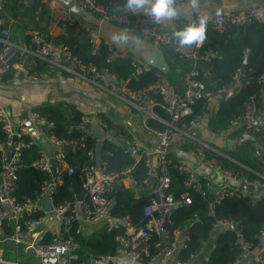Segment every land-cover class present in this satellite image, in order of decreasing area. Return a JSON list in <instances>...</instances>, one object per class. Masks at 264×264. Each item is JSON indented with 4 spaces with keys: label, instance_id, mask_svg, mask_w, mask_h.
Returning a JSON list of instances; mask_svg holds the SVG:
<instances>
[{
    "label": "built area",
    "instance_id": "1",
    "mask_svg": "<svg viewBox=\"0 0 264 264\" xmlns=\"http://www.w3.org/2000/svg\"><path fill=\"white\" fill-rule=\"evenodd\" d=\"M73 3L81 10L95 14L101 21L111 22L122 26H136L138 17L130 12L115 11L117 7L122 8L125 0H72ZM264 5V0H260ZM183 4L186 0H181ZM2 4L0 3V12ZM219 11V15L217 12ZM209 17L207 27H211L217 31H223L229 25L243 26L262 21V17L256 8H246L241 11L218 10ZM188 21L194 16V12L189 8L186 12ZM187 23L182 20L173 22L176 28H181ZM82 31L88 37L91 43V53H94L100 42L93 36V31L86 25L79 24ZM141 36L151 40L158 47H166L178 58L197 62H205L209 64L213 53L209 50H202L201 45H193L191 47H178L174 40L171 39L172 28H162L156 24H147L137 27ZM2 33L7 31L2 29ZM32 42L35 43V49L31 51L32 58H41L46 62V73H30V80L51 74L56 69H63L66 72L82 76L86 80L104 86L107 91L126 99L131 97L137 102H140L142 95L154 92L160 100L157 105L160 106L168 114V120L165 127L157 130L149 127L145 122L143 126L150 130L155 137V144L150 148H140L132 141L126 140L119 129L114 124H108L101 118L98 119V125L103 132L104 140L106 137L113 138L125 145V150L129 151L135 160L141 156L145 160L146 171L148 175L154 174V185L148 202L142 208L144 223L135 225L131 222L128 216L121 218L111 217L109 208L111 206V198L108 197L107 191L115 184H125L127 186L134 184V181L127 177H119L116 173L106 169L105 161H96L95 151L86 145L87 134H81L76 138H61L54 135H47V141L52 146V155L55 172L52 175L51 163L49 155L42 148L38 150V158L32 161V166L39 168L48 175V178L43 182L37 196L34 199H25L18 202L12 196V191L16 186L17 171L21 166L22 150L29 145L36 143L30 136L27 126L24 124L19 127H14L11 123L8 112L0 107V125L6 135V140L0 143L2 166L0 177L2 179V190L4 196L0 193V235L3 234V225L11 226L12 233L8 238L16 245L22 248V251L31 256L32 261L23 263L15 260H6L2 257V249L0 247V264H69V257L77 250L78 243L75 240V234L83 231L85 224H94L105 222L107 229H117L122 226L124 230L117 232L114 235L116 246L114 255L98 256L99 264H111L115 256L119 253H124L133 261H145L147 264H160L174 257L171 264H191L194 258L203 252H206L208 243L201 242L200 252L189 254L186 259H180L177 254L181 248L185 247L186 237L181 236V231L176 228H171V220L169 213L178 203L189 204L191 202L190 195L185 192L180 199H174L168 193L170 187L169 174V146L173 136L178 132L192 137V131L200 125L199 117L190 116L192 107L199 99H208L214 95L223 94L228 90L238 87L240 84V74L242 69H237L232 75L231 83L223 85L216 89H207L205 84L199 78L200 71L197 68L189 69L184 75V89L178 92L170 80L161 73H155V79L149 85L141 88L138 91H133L128 86L126 79L118 77L108 68L98 70L92 63H83L77 56L73 55L69 46L64 42H56L46 35L39 33L32 34ZM4 43L0 51V79L6 70L11 66L7 59L10 49L14 44L2 39ZM105 44V43H104ZM108 50L106 61L116 57V51L109 44H105ZM16 47V46H15ZM245 51L241 60V65L247 64ZM29 53V50L27 51ZM9 54V55H7ZM26 54L20 61L12 66L14 76L18 75L19 70L25 61ZM34 64V63H32ZM31 64V66H32ZM130 64L134 68L135 74H142L149 71V66L142 62L138 63L135 60H130ZM30 66V68H31ZM108 79V80H107ZM258 81L264 84V73L258 76ZM245 82V81H244ZM264 90V85L261 86L258 92L251 94L244 102V112L241 115V126L246 133H257L264 135V115L260 107L261 94ZM32 125L43 127L50 126L52 123L41 116L37 111H30L27 117ZM87 120L81 116V122L78 128L83 131L87 128ZM16 137L13 148L10 150V155L7 156L8 146L12 144V138ZM28 138L26 139V137ZM264 150V141L259 145ZM203 144L198 143L197 156L200 161L208 163L210 166L220 168L216 163L206 160L204 157ZM65 149L74 151H82L85 155V161L81 164H70L67 160ZM154 154L157 162V172H152L150 156ZM253 154L260 155V149L257 147ZM178 169L188 173L185 180V186L195 190L201 196H212L209 204V212L213 213V208L216 203L221 202L227 197L243 198L248 197L249 202L253 204L258 196L264 195V190L258 191L256 194L241 190L239 187L222 186L213 194L211 186L207 181L199 180L191 170L178 165ZM222 172L239 180L238 174L220 168ZM76 173L81 180V191H84L82 200L77 198L74 201H64L55 204L53 201V193L57 186L61 183L62 173ZM264 179V174L262 175ZM247 184L254 186L260 185L259 179ZM254 195V196H253ZM77 197V196H76ZM45 199H47L50 210H45ZM43 212L44 216L37 218H27L34 213ZM53 216L57 226L53 231L44 226L45 216ZM21 220V222H20ZM229 221H218L214 224V229L219 226L230 225ZM47 232L53 235L49 241H44ZM257 243L253 245L245 238L237 233V243L240 252L238 256L230 263L226 264H241L244 260H250L253 264H264V224L256 234ZM95 258L89 261L96 262ZM93 264V263H92Z\"/></svg>",
    "mask_w": 264,
    "mask_h": 264
},
{
    "label": "trees",
    "instance_id": "2",
    "mask_svg": "<svg viewBox=\"0 0 264 264\" xmlns=\"http://www.w3.org/2000/svg\"><path fill=\"white\" fill-rule=\"evenodd\" d=\"M38 5V0L30 2L26 6L23 5V0H11L3 4V9H9L12 17L26 15L31 20H35V11L38 9ZM20 7L22 11H19ZM5 27L6 25L0 27V51L4 46L2 39H6L4 36L6 33H1V30ZM63 28V33L52 39L56 42L66 43L72 54L77 56L83 63H92L98 70L108 68L118 77L128 80V86L133 90L141 89L154 81L155 71L149 70L139 75L135 74L128 58L116 56L107 62L108 50L103 42H100L97 50L91 53V43L77 22H64ZM24 29H27V26ZM18 30H20L18 26L14 28V31ZM42 30L39 34H46L45 29ZM32 34L21 33L26 47L31 44ZM201 49L209 50L214 54L209 62L212 74L205 72L204 69L199 70V78L207 89H216L227 85L231 83L232 75L237 69L245 70V82L231 89L232 94L230 93L221 101L218 111L209 120V127L213 130H225L229 127L233 118L243 114L244 102L248 96L258 92L261 86L264 85L258 81V76L264 73V21L243 26L229 25L223 31L207 27L206 40L201 44ZM245 51H248L246 55L247 64L242 66L241 60ZM24 54L19 47H15L10 52L7 61L11 66L2 75L1 81H10L15 77V69L12 65L20 61ZM33 63L29 69L30 73H46V62L43 59L34 58ZM154 99L156 101L160 100L157 94ZM204 101L205 99L197 100L192 107V113L188 117L199 114ZM156 108H158L162 117L167 120L168 114L165 110L159 106ZM35 111L52 123L50 126L41 128L46 136L76 138L84 134V131L78 128L82 115L76 109L56 103L37 107ZM103 120L109 125L111 124L109 120ZM146 124L157 130L165 127L164 124L152 119L147 120ZM88 125V122H86V126ZM119 132L121 135H125V138L130 139L121 130ZM250 135V140L243 141L228 151L227 154L232 157V160L206 147H203V151L206 160L218 164L220 168L238 174L241 180L250 182L259 179L261 185L254 186L253 189L258 193L261 186L264 188L262 177L264 174V150L259 146L264 141V135H258L257 133H250ZM5 140L6 135L0 125V143ZM96 143L94 137L91 135L86 136L87 147L95 151ZM40 146V142H36L22 150L21 166L17 171L16 186L12 191V196L18 202L25 199H34L41 185L48 178L45 172L31 164L34 159L38 158ZM257 147L260 149V155L253 154ZM65 153L70 164H81L86 159L82 151L66 149ZM168 158L170 174L168 193L177 200L185 192L191 197L189 204L178 203L172 208L168 216L172 222L171 228L180 231L184 228L185 247L179 250L178 258L186 259L189 254L199 253L201 242L206 241L209 243L208 239L214 230V224L218 221H229L231 224H237V230L223 229L219 231L212 243V248L208 252H203L206 255L201 264L232 262L240 252L237 233H240L245 240L253 245L257 243L256 234L264 224V195L256 197L253 204L249 202L248 197H227L216 203L213 213H210V194L201 196L195 190L185 186L184 182L188 177V173L178 169L179 162L171 158L169 154ZM100 160L105 161L108 171L116 173L119 177H129L134 181L131 186L115 184L107 191L108 197L113 201L109 208L110 216L114 218L128 216L133 224L142 225L144 223L142 208L150 197L149 194L139 193L140 189L146 188L149 176L144 158L141 156L135 160L130 152L125 150L122 142H113L108 138L101 141ZM1 166L0 150V171ZM198 179L205 181L203 178ZM80 192L81 180L78 175L64 171L61 176V183L53 193V202L59 204L64 201H74ZM250 193L251 195L256 194L254 191ZM44 215L43 212H39L31 214L27 218L34 219ZM2 227L7 234L12 233L10 225H3ZM123 230L122 226L109 230L107 224H103L97 232L92 234L86 235L83 231L75 234L78 248L69 257V264H91L89 258L106 254L114 255L116 246L114 235ZM52 235L51 232H47L44 241H49ZM20 250L23 252L22 248Z\"/></svg>",
    "mask_w": 264,
    "mask_h": 264
},
{
    "label": "crops",
    "instance_id": "3",
    "mask_svg": "<svg viewBox=\"0 0 264 264\" xmlns=\"http://www.w3.org/2000/svg\"><path fill=\"white\" fill-rule=\"evenodd\" d=\"M10 1L11 0H0L2 4L0 27L6 25L4 30L7 32L4 35L6 38L4 40L19 47L26 54V58L31 54V44L29 47H26L21 33H39L43 31L42 29H45L46 34L44 35L52 39L63 33L64 22H77L78 25L82 24L90 27L93 31V36H95L99 42L112 46L116 51V56L135 60L138 63L144 62L150 67L149 70L155 71V73L159 72L167 77L178 92L184 89L185 73L189 69L195 68V63L193 61L178 58L170 52L168 48L158 47L154 45L151 40L141 36L137 29L138 26L154 24L150 18L143 13L136 15L138 17L136 26H122L101 21L95 14L88 11L81 10L78 14L71 12L70 8L62 0H38L39 5L38 9L35 11V20H31L26 15L12 17L9 9H3V4ZM33 1L35 0H28L26 2L23 0V5L26 6ZM184 6L185 14L178 20L188 22L186 14L187 10L190 8L188 6V0H186ZM246 8H256L262 17V21H264V5L260 0H201L200 3V12L209 17L218 10L241 11ZM19 11H22L21 7ZM17 26L20 30L14 31V28ZM25 26H27V29H24ZM157 26L166 29L170 28L163 25ZM122 29H128L132 35L140 38L144 44L143 51L138 52L129 47H119L110 41L111 33ZM28 50L29 53H27ZM32 63L33 58L27 70H22V68L19 70V72L23 71L21 77L16 75L10 81L0 80V107L8 112L14 127L24 125L27 119H25L24 116L27 114L26 116L28 117L29 112L35 110V108L48 104L61 103L79 111L87 120L89 124L87 127H91L95 124L98 125V119L100 118L102 120L107 119L111 124H114L119 130L130 137V139L125 138V135L122 134L126 140L132 141L140 148L145 149L155 144V137L150 130L143 126V122L146 123L147 120L152 119L165 125L168 120L164 119L159 113L158 108H156L158 105L156 104L157 101L154 99L156 96L154 92L142 95L140 102H137L131 97H127L126 99L120 98L107 91L102 85L92 83L82 76L66 72L59 68L54 70L51 74L42 76L37 80H30L29 69ZM205 72H207V70H205ZM138 90L140 89L133 91ZM230 93L232 94V91L228 90L225 95L223 93L206 99L201 105L200 113L196 115L199 117L200 125L192 131V137L178 132L172 137L169 146V156L179 162V164L191 170L197 178H203L205 181L209 182L212 194L222 186L239 187L240 182L222 172L220 168L210 166L208 163L200 161L197 156L198 143L232 160V157L227 154L228 151L239 143L251 139L250 133L244 132L241 126V116L233 118L229 127L225 130L215 131L209 127V120L218 111L221 101L226 96L230 95ZM260 107L264 115V90L261 94ZM32 127V132L29 131L30 136L36 142H40V147L48 153L45 148V144H48L47 136L42 131L41 127L35 125H32ZM101 138H103V136L98 139L95 138L96 142L101 144ZM108 138L113 139L110 137H106L105 139ZM116 142L119 143L117 140ZM96 159L100 161V155ZM150 163L152 172L156 173L157 162L154 154L150 156ZM127 180H129V177H127ZM124 185L127 186V181H125ZM153 185L154 181L151 187L146 186V188H143L145 189L144 193L150 195ZM262 187L263 186H261L259 191L264 190ZM245 191H254V193H256V190ZM57 223L58 222H56L53 216H45L44 226L47 229L53 231ZM103 224L106 223L85 224L83 232L86 235L92 234L93 232H97ZM8 236L9 234L4 231L3 234L0 235L2 257L6 260H15L23 263L32 261L31 256L21 252V247L14 244ZM210 248H212V243H208L206 252H208ZM173 259L174 257L167 259L162 262V264H171ZM111 264L147 263L139 260L133 261L124 253H119L115 256ZM156 264H160L159 261ZM241 264H251V261L244 260Z\"/></svg>",
    "mask_w": 264,
    "mask_h": 264
},
{
    "label": "clouds",
    "instance_id": "4",
    "mask_svg": "<svg viewBox=\"0 0 264 264\" xmlns=\"http://www.w3.org/2000/svg\"><path fill=\"white\" fill-rule=\"evenodd\" d=\"M201 0H188V6L193 10L194 16L181 28L173 25L185 14V6L181 0H125L123 7H117L115 11L130 12L134 15L145 14L156 25L171 27V39L178 47L199 46L206 40L209 16L200 12ZM219 15V11L217 12ZM110 41L119 47H129L140 52L144 44L139 37L130 33L128 29L114 31L110 35Z\"/></svg>",
    "mask_w": 264,
    "mask_h": 264
},
{
    "label": "water",
    "instance_id": "5",
    "mask_svg": "<svg viewBox=\"0 0 264 264\" xmlns=\"http://www.w3.org/2000/svg\"><path fill=\"white\" fill-rule=\"evenodd\" d=\"M26 1H28V0H25V2H26ZM29 1H30V0H29ZM62 1L65 2V4L70 8L71 12H74V13H76V14H78V13L81 12V9L78 8V7L73 3L72 0H62ZM15 40H16V38H15ZM14 49H15V45L11 47L10 52L13 51ZM34 49H35V43L32 42V43H31V46H30V50L33 51ZM9 54H10V53H9ZM9 54H7V55H9ZM31 59H32V54H29L28 57L26 58L25 62H24L23 65H22V70H27V68H28V66H29V64H30V62H31ZM195 68H197V69H201V68H202V69H205V70H207V72H208L209 74H212V70H211L209 64H207V63H205V62H197V63H195ZM22 75H23V71H20V72L18 73V76L21 77ZM107 80H108V79H107ZM244 81H245V70L243 69L242 72H241V74H240V83H244ZM150 93H153V91L150 92ZM223 93H224V95H225L226 92H223ZM26 115H27V114H26ZM26 115L24 116L25 119L27 118ZM25 125L27 126L28 130H29L30 132H32L33 127H32V123H31V121L28 120V119H26V120H25ZM84 132H85L87 135H92V136H93L94 138H96V139H98V138H100V137L103 136V132L101 131L99 125H97V124H95V125H93V126H91V127H87V128L84 130ZM15 140H16V137L14 136V137L12 138V144H11L10 146H8V149H7V156L10 155V150L13 148V144H14ZM111 140H112L113 142H116L115 139H111ZM117 143H118V142H117ZM100 147H101V144H100L99 142H97L96 145H95V158H98L99 155H100ZM45 148H46L47 151H48V155H49V157H50V158H49V161H50V163H51V167H50V169H51L52 175H54V172H55V164H54L53 158L51 157V155H52V149H53V148H52V146H50V145L47 144V143L45 144ZM65 150H66V149H65ZM96 161L99 162V160H97V159H96ZM153 181H154V175L151 174V175L148 176L147 187H151ZM239 188H240L241 190H247V191H252V190L254 189V187H253L252 185L247 184L245 181L240 182V184H239ZM139 192H140V193H144V192H145V189H140ZM0 193L2 194V196H4V194H3V190H2V179H1V177H0ZM83 196H84V191H81V192L77 195L76 198H77L78 200H82V199H83ZM211 198H212V196L210 195L209 199L211 200ZM112 203H113V201H111V204H112ZM45 210H47V211L50 210V205H49L47 199H45ZM223 229L237 230V224H230V225L219 226V227L215 228V229L213 230V232L211 233V235H210V237H209V239H208V242H209V243H213L216 234H217L219 231L223 230ZM180 234H181V236L184 235V228L181 230V233H180ZM204 257H205V254H204V253H200V254H198V255L194 258V260L192 261L191 264H201V262L204 260ZM92 258H95L96 260L99 259V257H92ZM90 259H91V258H89V260H90ZM98 261H99V260H97L96 262H92V263H93V264H99ZM251 264H253L252 261H251Z\"/></svg>",
    "mask_w": 264,
    "mask_h": 264
}]
</instances>
